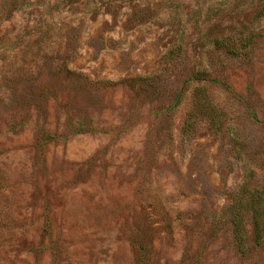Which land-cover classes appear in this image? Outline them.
Here are the masks:
<instances>
[{
  "label": "rangeland",
  "instance_id": "1",
  "mask_svg": "<svg viewBox=\"0 0 264 264\" xmlns=\"http://www.w3.org/2000/svg\"><path fill=\"white\" fill-rule=\"evenodd\" d=\"M261 6L0 0V264H264L251 215L244 251L230 223L243 186L264 188ZM244 28L260 35L241 56L213 52ZM198 85L221 133L202 111L186 133Z\"/></svg>",
  "mask_w": 264,
  "mask_h": 264
},
{
  "label": "trees",
  "instance_id": "2",
  "mask_svg": "<svg viewBox=\"0 0 264 264\" xmlns=\"http://www.w3.org/2000/svg\"><path fill=\"white\" fill-rule=\"evenodd\" d=\"M230 1L235 3L240 0ZM260 2L262 3V6L258 11V17L264 16V0H260ZM223 7L224 6L220 5L212 14H218V12L223 10ZM244 30L245 28L239 30L238 33L233 35L226 34L215 36L210 41L213 46V52H219L235 57L241 56L243 51H245L260 35L257 33L256 29L254 31L250 30L244 35ZM238 42H240V45ZM182 52V42L179 45H174L162 58L163 69L166 71V69L178 59ZM155 79L156 77L152 76L141 77L138 80L139 82L147 83ZM190 79L196 83L208 82L217 84L222 89L229 88V86L220 78L212 77L210 71L200 68L193 70ZM191 98L193 110L190 113V120L187 123V128H185L186 133H190L194 128V115L196 111H202L204 113L208 112V117L215 131L221 133L224 129V119L221 117L220 113L216 111L215 106H213L206 86L198 85L194 89ZM229 131L232 134L231 141L235 143L239 142L237 132H235L234 129ZM48 138L50 137L48 136ZM241 193V196L235 200L230 207V223L232 225L234 239L237 242L239 249L244 251L246 248L247 233L244 222L245 213L251 215V227L255 241L260 244L264 237V188L250 189L248 184H245Z\"/></svg>",
  "mask_w": 264,
  "mask_h": 264
}]
</instances>
